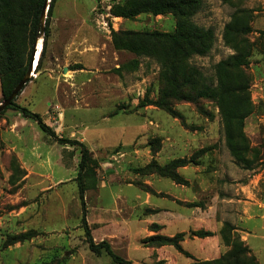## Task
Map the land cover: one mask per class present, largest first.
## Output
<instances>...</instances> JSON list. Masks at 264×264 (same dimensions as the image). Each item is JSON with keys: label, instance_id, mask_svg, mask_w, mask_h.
Listing matches in <instances>:
<instances>
[{"label": "rangeland", "instance_id": "374dc122", "mask_svg": "<svg viewBox=\"0 0 264 264\" xmlns=\"http://www.w3.org/2000/svg\"><path fill=\"white\" fill-rule=\"evenodd\" d=\"M71 2H75L77 14L90 16L85 30L99 33L98 45L107 46L100 48V52H76L67 62L64 51L54 49L52 42L54 17L61 12L69 13ZM122 2L58 0L48 19L49 37L42 65L34 72L36 78L31 77L15 100L17 105L39 114L57 137L83 143L89 150V167L94 173H83L87 186L85 206L79 197L81 147L59 144L36 120L24 118L15 109L9 108L0 114V264H115L105 252L97 255L89 249L84 216L96 243L109 242L115 254L126 260L132 258L133 264L160 261L191 264L192 260L185 257L167 262L164 258L171 256H165L164 247L154 253L153 248L143 244L148 236L145 237L141 217L148 210L146 194L151 193L149 189L153 190L147 180L159 175H143L137 170L153 159L159 164L178 158L194 159L205 174L215 173L220 164L227 167L234 163L237 174H263L264 190V0H201L194 21L205 29H212L214 42L207 54L195 55L188 61L197 71L198 81L217 88V67L238 53L235 45L244 54L249 52V64L244 66V72L250 79L249 95L254 111L246 118L244 131L250 145L248 158H261L248 168L250 170L236 163L227 145L220 108L214 100L200 96L202 86H186L181 98L170 100L176 116L155 106L143 105L158 100L166 85L161 79L162 66L156 58L138 57L114 48L111 33L115 20L109 14L112 7ZM244 10L252 11L250 18L243 14ZM234 17L241 24L240 28L247 24L251 31L234 35L229 45L225 40L226 26ZM104 20L111 28L109 32L104 28ZM79 24L77 22V31ZM125 28L173 32L175 19L171 16L167 23L142 15L140 20H127ZM118 30L125 29L120 26ZM40 41L43 49L44 36ZM136 61L138 65L134 64ZM73 71L79 72L74 74ZM234 72L235 76L242 77V72ZM69 75L74 76L77 83L91 81V85L77 86L76 99L66 100V104L57 96L54 84L58 78H69ZM103 91L108 94L106 98L100 96ZM83 136L85 142L81 141ZM153 147L159 149L158 154L162 151L160 161L156 159L158 154L153 156ZM93 179L97 180L96 184ZM123 179L142 192L119 186ZM165 181L169 185L170 181ZM119 195L126 197L125 205L121 204ZM132 201H136L138 207L135 208ZM156 202L165 203L161 199ZM118 223H128L133 234L125 240L128 245H123L116 237ZM106 230L111 231L109 234H113L114 239L101 236ZM24 234L34 237L11 246L5 244L11 237ZM255 246L263 250L258 256L264 264V241L263 246L259 241Z\"/></svg>", "mask_w": 264, "mask_h": 264}, {"label": "trees", "instance_id": "16d2710c", "mask_svg": "<svg viewBox=\"0 0 264 264\" xmlns=\"http://www.w3.org/2000/svg\"><path fill=\"white\" fill-rule=\"evenodd\" d=\"M45 1L0 0V84L4 101L11 95L28 72L35 44L40 35V17ZM57 1L51 0L50 2L44 32L43 49L35 73L42 65L49 37L48 19L53 15ZM200 8L201 0H123L122 3L112 7L111 15L114 17L132 20L142 15H151L153 17L172 16L175 19L176 26L173 32L113 30L111 42L118 51H128L138 57L156 58L161 64V79L166 88L161 92V97L158 100L148 101L143 104L145 106H155L176 116L177 114L171 108L170 100L172 98H181L183 89L186 86L190 85L195 88L202 86V89L199 91L200 96L214 100L220 108V113L225 123L224 129L227 136V145L236 163L243 169L250 170L248 168L253 167L252 165H256L258 161H261V158H248L250 145L244 131L246 118L254 111V106L249 95L250 79L244 72V66L249 64L248 58L250 55L249 52L244 54L240 47L235 45L234 48L238 53L230 57L229 60L220 62L217 67L219 81L217 88H212L206 83L204 84L202 80L198 81L196 79L198 73L189 66L188 61L195 55L203 56L207 54L214 42L212 29H205L194 21V17L198 14ZM250 12L252 13V11ZM250 12L244 10L243 14L250 18ZM239 26L241 24L236 22V17L226 26L225 40L229 45L232 44L231 40L234 35L247 34L251 31L247 24L242 28ZM134 64L138 65V61ZM234 71H238L240 74L242 72V77L235 76L236 73ZM241 92L246 95L243 96ZM16 98L7 109H15L24 118L36 120L41 129L54 137L59 144L79 145L81 147V163L78 177L80 181L79 197L82 205L85 206L87 186L85 185L83 173H94V169L89 167L91 161L89 150L83 143L57 137L43 123L42 117L39 114L32 112L26 107L17 105L15 103ZM152 145H154V142L150 143L151 147ZM152 152L153 156H156L159 149L156 150L153 147ZM92 162L93 164L96 163L94 160ZM191 164L198 165L194 159L178 158L165 165H161L153 159L149 165L138 169L137 172L143 175L157 174L175 183L187 184V181L180 175L178 170ZM96 182L97 180L93 179V183L96 184ZM149 191L153 194L155 193L152 189H149ZM189 205L191 206L190 203ZM83 224L86 229V243L94 254L100 255L105 252L115 264H133L132 261L115 254L109 242L102 241L96 243L88 228L85 216ZM150 228L151 230H158L161 227L152 225ZM234 230L235 228L230 223H226L221 231L224 243L230 247V250L226 254L213 261L192 259L191 264H260L251 249L241 240L240 235L233 232ZM193 235L208 237L212 233L198 231L194 232ZM33 237L30 234L11 237L5 244L11 246L16 243L29 241ZM183 241V234L176 235L175 237L154 235L147 237L143 241V244L153 249L172 246L177 251L184 252L182 247ZM157 264H164V261H160Z\"/></svg>", "mask_w": 264, "mask_h": 264}, {"label": "crops", "instance_id": "0c3cea01", "mask_svg": "<svg viewBox=\"0 0 264 264\" xmlns=\"http://www.w3.org/2000/svg\"><path fill=\"white\" fill-rule=\"evenodd\" d=\"M70 5L72 7L70 6L69 13L61 12L54 17L55 28L53 29L54 37L52 42L54 49L60 48L64 51V59L67 62L76 52H81L82 50L100 52V48L107 46V44L98 45V40L101 37L98 35L99 33L85 30L89 26L90 16L77 14L75 2H71ZM147 16L151 18V15ZM112 17L115 20L112 24L113 30H118L120 26L122 29L128 30L125 28L128 19ZM170 17L158 16L153 18L155 20H165L168 23L170 22ZM140 19H142V16L132 20ZM77 22L80 23L78 31L76 29ZM104 38L106 37L104 36ZM65 67H63L64 70ZM76 72L79 71H73L72 73L75 74ZM68 77L64 79L58 78L54 84L57 96L64 103H66V100L70 102L71 99H76L77 86H86L91 83V81L89 83H77L74 76L69 75ZM61 87H64V89H61ZM107 95L106 91L100 93L103 98H106ZM50 105L51 103L49 102L48 107ZM81 141H86L84 136ZM164 149L165 144L163 145ZM161 155L162 151L156 159L160 161ZM160 164L166 163L160 161ZM230 165L222 167L220 164L218 165L219 170L211 174L202 172L200 165L182 167L178 172L187 181V184H178L170 179L156 175L148 178L147 183L153 188L155 193H147L145 197V204L148 210L141 217L146 228L145 237L184 235V241L182 242L184 252L177 251L172 246L164 247L165 256L166 254L171 256L164 258L167 262L172 261L173 258L178 259V257H185L189 261L192 259L200 261L218 259L230 250V247L224 243L221 236L224 225L230 223L235 228L233 232L240 235L241 240L251 249L261 264L258 252L262 253L263 250H257L255 244L256 241H259L263 246L264 241L263 174L255 176H251L246 172L237 174L233 169L235 167L234 163ZM131 180L134 181V179ZM165 180L170 181L169 185H166ZM121 182L119 186L125 185L128 188H137L142 192L133 183H128L126 179ZM119 197L122 200L121 204L125 205L126 197L122 195H119ZM157 199H161L165 203H157ZM132 202L135 204V208L138 207L136 206V201ZM152 225H158L161 228L151 230L150 227ZM198 231L211 232L212 235L208 237L194 236L193 233ZM109 233L111 231L106 230V232L101 233V236L114 239V235ZM115 233L123 245H128V243L125 244V240L126 238L128 239V236L133 235L132 233L130 234L128 223L121 225L118 223ZM152 250L154 253L158 251V249ZM128 259L133 261L132 258Z\"/></svg>", "mask_w": 264, "mask_h": 264}, {"label": "water", "instance_id": "95a60500", "mask_svg": "<svg viewBox=\"0 0 264 264\" xmlns=\"http://www.w3.org/2000/svg\"><path fill=\"white\" fill-rule=\"evenodd\" d=\"M50 2L51 0H46L42 13H41V17H40V35L37 39V42L35 44V49L32 55V59L29 65V69L28 72L26 74V76L24 77V79L18 84V86L13 90V92L11 93V95L2 103H0V112H3L4 110H6L9 106L12 105L14 99L18 96L19 93H21L24 89V87L26 86L27 83L30 82V79L33 75V69H34V64H35V60H36V55H37V48H38V43L40 39H43L44 36V32H45V23H46V19H47V14H48V10H49V6H50ZM67 68H65L64 71H66Z\"/></svg>", "mask_w": 264, "mask_h": 264}, {"label": "bare ground", "instance_id": "6f19581e", "mask_svg": "<svg viewBox=\"0 0 264 264\" xmlns=\"http://www.w3.org/2000/svg\"><path fill=\"white\" fill-rule=\"evenodd\" d=\"M41 52H42V42L40 41L39 44H38V48H37V55H36V60H35V64H34V72L37 69ZM67 74H69V73L67 72Z\"/></svg>", "mask_w": 264, "mask_h": 264}, {"label": "built area", "instance_id": "2783aa9c", "mask_svg": "<svg viewBox=\"0 0 264 264\" xmlns=\"http://www.w3.org/2000/svg\"><path fill=\"white\" fill-rule=\"evenodd\" d=\"M105 3H109V2H111L112 0H103ZM108 8H110V7H108ZM103 25H104V28H105V30H107V31H109L110 30V28H109V25H108V23L104 20V22H103ZM33 74H34V69H33ZM34 78H36L35 77V75H32Z\"/></svg>", "mask_w": 264, "mask_h": 264}]
</instances>
